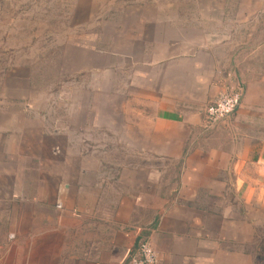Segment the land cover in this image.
Segmentation results:
<instances>
[{
    "label": "rangeland",
    "instance_id": "rangeland-1",
    "mask_svg": "<svg viewBox=\"0 0 264 264\" xmlns=\"http://www.w3.org/2000/svg\"><path fill=\"white\" fill-rule=\"evenodd\" d=\"M176 37L219 48L244 89L223 123L244 121L204 147L230 169L249 147L244 186L230 173L202 205L157 174L175 164L148 157L132 100ZM263 146L264 0H0V264H131L146 241L156 264H264Z\"/></svg>",
    "mask_w": 264,
    "mask_h": 264
},
{
    "label": "crops",
    "instance_id": "crops-1",
    "mask_svg": "<svg viewBox=\"0 0 264 264\" xmlns=\"http://www.w3.org/2000/svg\"><path fill=\"white\" fill-rule=\"evenodd\" d=\"M176 39L183 45L176 50L175 55L173 50L177 44L174 45L172 39L168 38L164 41L166 45L156 43L157 46L152 47L154 53L143 59L139 95L132 94V100L140 106L142 142L154 144L148 157L172 160L170 162L175 164L172 168L161 169L162 172L157 170V174L180 176L179 184L190 191L189 205H202L201 200L209 199L208 191L222 192L228 188L227 176L230 173L238 176L237 190L244 186V162L250 150L246 147L238 156L236 165L230 169L229 152L204 148L207 140L213 137L211 134L220 126L229 127L230 123L232 126L233 123L239 125L244 121L239 110L240 115L234 121L223 123L211 131L203 128L202 110L222 88L232 83L234 77L228 71L227 59L221 55L219 48L206 46L199 39ZM237 84H242L241 80ZM202 136L208 137L203 146L195 145L198 137ZM225 136L222 132L220 139L223 138L221 141L224 144ZM192 143L193 148L190 145ZM256 158L258 163L253 167H258L259 174L264 173V146ZM182 160L186 163L179 167ZM136 205L137 208L148 206L143 202Z\"/></svg>",
    "mask_w": 264,
    "mask_h": 264
},
{
    "label": "built area",
    "instance_id": "built-area-1",
    "mask_svg": "<svg viewBox=\"0 0 264 264\" xmlns=\"http://www.w3.org/2000/svg\"><path fill=\"white\" fill-rule=\"evenodd\" d=\"M243 97L244 89L239 84L229 83L222 88L216 98L201 112L204 130H214L229 119L241 106ZM157 262L158 256L147 241L140 244L138 253L131 260V264H156Z\"/></svg>",
    "mask_w": 264,
    "mask_h": 264
}]
</instances>
